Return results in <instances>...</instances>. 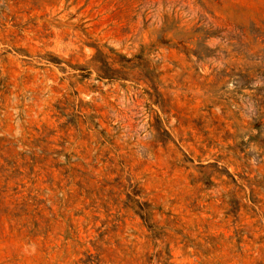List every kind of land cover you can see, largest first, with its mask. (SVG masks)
Instances as JSON below:
<instances>
[{
	"label": "rangeland",
	"instance_id": "rangeland-1",
	"mask_svg": "<svg viewBox=\"0 0 264 264\" xmlns=\"http://www.w3.org/2000/svg\"><path fill=\"white\" fill-rule=\"evenodd\" d=\"M257 200L264 0H0V264H264Z\"/></svg>",
	"mask_w": 264,
	"mask_h": 264
},
{
	"label": "trees",
	"instance_id": "trees-1",
	"mask_svg": "<svg viewBox=\"0 0 264 264\" xmlns=\"http://www.w3.org/2000/svg\"><path fill=\"white\" fill-rule=\"evenodd\" d=\"M261 202L260 205H264V202H262L261 200H257V202L255 204H259ZM259 207V206H258ZM262 217H263V223H264V213L262 214ZM262 238V237H261Z\"/></svg>",
	"mask_w": 264,
	"mask_h": 264
}]
</instances>
